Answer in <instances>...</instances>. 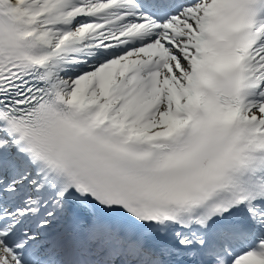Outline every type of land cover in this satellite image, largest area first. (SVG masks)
<instances>
[{
	"label": "snow or ice",
	"instance_id": "obj_1",
	"mask_svg": "<svg viewBox=\"0 0 264 264\" xmlns=\"http://www.w3.org/2000/svg\"><path fill=\"white\" fill-rule=\"evenodd\" d=\"M0 264H264V0H0Z\"/></svg>",
	"mask_w": 264,
	"mask_h": 264
}]
</instances>
